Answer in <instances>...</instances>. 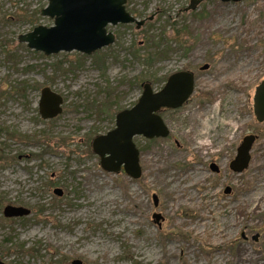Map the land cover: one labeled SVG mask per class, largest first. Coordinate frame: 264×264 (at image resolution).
I'll use <instances>...</instances> for the list:
<instances>
[{
	"label": "rangeland",
	"instance_id": "obj_1",
	"mask_svg": "<svg viewBox=\"0 0 264 264\" xmlns=\"http://www.w3.org/2000/svg\"><path fill=\"white\" fill-rule=\"evenodd\" d=\"M48 3L0 0V258L264 264V232L258 241L241 236L264 230V122L252 109L264 79V0H128L135 16L155 18L140 29L110 24L115 42L92 54L46 55L19 36L55 24L41 14ZM181 70L195 73V90L161 112L170 135L134 137L141 177L104 170L92 140L138 101L142 83L159 90ZM46 86L63 97L51 119L39 114ZM250 132L258 139L249 167L229 170ZM7 205L31 214L6 217Z\"/></svg>",
	"mask_w": 264,
	"mask_h": 264
},
{
	"label": "water",
	"instance_id": "obj_2",
	"mask_svg": "<svg viewBox=\"0 0 264 264\" xmlns=\"http://www.w3.org/2000/svg\"><path fill=\"white\" fill-rule=\"evenodd\" d=\"M41 14L54 18V25H39L33 31L21 34L19 40L28 47L43 51L46 55L60 51L77 50L86 54L113 44L116 36L108 31V26L135 23L140 29L147 20L138 19L126 8L127 0H48ZM230 1V0H224ZM236 1V0H233ZM194 0H192V3ZM204 67H208L207 64ZM143 91L138 101L130 108L119 111L114 128L92 140V150L100 157V165L106 171L118 173L121 170L132 178L142 175L140 150L134 137L143 135L148 139L168 137L170 129L159 114L162 107H181L194 91V73L181 70L171 74L160 90H154L150 82L142 83ZM63 97L46 86L41 90L39 114L43 119H51L62 113ZM254 114L258 122H264V79L255 88L253 97ZM257 135L248 134L238 148L230 167L242 172L250 161V150ZM55 192L61 193L60 189ZM23 206L7 205L6 217L29 215ZM160 217L155 214L154 217ZM0 264H4L0 260ZM70 264H83L80 259Z\"/></svg>",
	"mask_w": 264,
	"mask_h": 264
},
{
	"label": "flooded vegetation",
	"instance_id": "obj_3",
	"mask_svg": "<svg viewBox=\"0 0 264 264\" xmlns=\"http://www.w3.org/2000/svg\"><path fill=\"white\" fill-rule=\"evenodd\" d=\"M127 3H128V0H127ZM126 8H127V4H126ZM128 9V8H127ZM132 15H134L130 10H128ZM135 16V15H134ZM156 16V15H155ZM155 16L153 17V19L155 18ZM136 18H138L137 16H135ZM149 17V16H148ZM148 17H143V18H138V19H145V18H148ZM152 20V19H151ZM151 20H147L145 23H144V25L147 23V22H149V21H151ZM131 24H135V23H131ZM206 64H204L203 66H202V70H204V69H208L209 68V66H208V64H207V66L208 67H204ZM194 73V72H193ZM173 74V73H172ZM171 75V74H170ZM169 75V76H170ZM168 76V77H169ZM168 79V78H167ZM195 80H196V78H195V73H194V90H195ZM167 81V80H166ZM166 83V82H165ZM163 87V86H162ZM154 88V87H153ZM155 90V89H154ZM160 90V89H159ZM193 93H194V91H193ZM192 93V94H193ZM191 94V95H192ZM191 97V96H190ZM190 97H189V99H190ZM254 97V96H253ZM188 99V100H189ZM188 100L184 103V104H186L187 102H188ZM183 104V105H184ZM254 104V103H253ZM182 105V106H183ZM181 106V107H182ZM180 108V107H179ZM170 109H172V108H166V107H162L161 109H160V111H159V114L161 115V112L162 111H164V110H170ZM178 109V108H177ZM252 109H253V113H254V107L252 106ZM162 116V115H161ZM248 134H255V133H252V132H250V133H248ZM248 134H245L242 138H241V140H240V142L238 143V145L237 146H235L236 147V149H235V154L233 155V157L232 158H229L228 159V165H227V167H228V169L229 170H232L231 169V167H230V163H231V161L235 158V156H236V154H237V151H238V148H239V146L241 145V143L243 142V138L246 136V135H248ZM170 135V134H169ZM168 135V136H169ZM255 135H257V134H255ZM257 139H258V135H257ZM257 139H256V141H257ZM256 141L253 143V145H252V148H251V150H250V161H249V165H250V162H251V160H252V153H253V149H254V144L256 143ZM249 165L247 166V168L249 167ZM246 168V169H247ZM208 169L209 170H211V171H214V172H216V173H220L221 172V166L215 161V160H211L210 162H209V164H208ZM245 170V169H244ZM122 171V170H121ZM233 171V170H232ZM142 172H143V170H142ZM226 190H227V188H226ZM16 206V205H15ZM6 207V206H5ZM28 209V208H27ZM30 210V209H29ZM3 213H4V211H3ZM31 214V210H30V213H29V215ZM29 215H25V216H29ZM17 217H24V216H17ZM9 218H11V217H9ZM254 231H255V233H254ZM264 232V230L263 231H261V230H258L257 228H256V226H253L252 228H250V229H247V231L245 230V231H242V234H241V236L245 239V240H248L249 238H251L252 240H254V241H258L259 239H261V234ZM235 243H232L231 245H234ZM228 251L230 252L231 250L228 248ZM0 260L5 264V261L3 260V259H1L0 258ZM70 264V263H69Z\"/></svg>",
	"mask_w": 264,
	"mask_h": 264
},
{
	"label": "bare ground",
	"instance_id": "obj_4",
	"mask_svg": "<svg viewBox=\"0 0 264 264\" xmlns=\"http://www.w3.org/2000/svg\"><path fill=\"white\" fill-rule=\"evenodd\" d=\"M204 123L206 124L205 125L206 127H209V128L212 127V120L210 118L206 119L204 121ZM201 145H202V143H201Z\"/></svg>",
	"mask_w": 264,
	"mask_h": 264
}]
</instances>
